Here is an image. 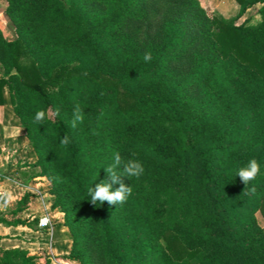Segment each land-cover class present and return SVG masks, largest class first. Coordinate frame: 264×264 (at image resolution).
Instances as JSON below:
<instances>
[{
	"label": "trees",
	"instance_id": "1",
	"mask_svg": "<svg viewBox=\"0 0 264 264\" xmlns=\"http://www.w3.org/2000/svg\"><path fill=\"white\" fill-rule=\"evenodd\" d=\"M5 1L16 36L0 29V105L7 90L36 154L27 173L47 178L70 232L66 258L264 264V0H235L232 18L199 0ZM257 3V24L235 23ZM114 152L144 172L125 178V203L94 206L88 188ZM253 158L245 188L237 170ZM38 260L0 248V264Z\"/></svg>",
	"mask_w": 264,
	"mask_h": 264
},
{
	"label": "crops",
	"instance_id": "2",
	"mask_svg": "<svg viewBox=\"0 0 264 264\" xmlns=\"http://www.w3.org/2000/svg\"><path fill=\"white\" fill-rule=\"evenodd\" d=\"M5 0H0V17L5 18ZM5 15V17H4ZM0 29L4 26L0 23ZM0 105V248L22 249L38 255L40 264H79L66 258L71 235L63 224V214L51 205L49 181L45 176L29 177L28 164L36 160L25 130L9 103ZM28 193L25 204L18 201ZM48 216L49 228H40V217ZM24 221V222H17Z\"/></svg>",
	"mask_w": 264,
	"mask_h": 264
},
{
	"label": "clouds",
	"instance_id": "3",
	"mask_svg": "<svg viewBox=\"0 0 264 264\" xmlns=\"http://www.w3.org/2000/svg\"><path fill=\"white\" fill-rule=\"evenodd\" d=\"M143 58L145 62H150L152 60L151 52H145ZM58 112L59 109H57V114ZM45 118V110H38L35 113L34 122L42 123ZM82 121V110L77 105L73 112V119L70 121L71 127L76 128L77 124ZM69 142L67 136H64L60 141L63 146H66ZM104 170L106 172V178L88 188V194L91 198L90 202L94 206H96L97 202L100 204L107 202L109 206L125 203L132 193V188L129 184L125 183V178H139L144 172L143 165L139 160L129 158L125 161L119 152L112 154V163L105 167ZM259 173L260 164L255 158L250 159L246 166L240 167L237 170V176H239L245 188L248 187L250 182L256 179ZM115 185H118V187H114ZM249 191L254 193L255 187H251Z\"/></svg>",
	"mask_w": 264,
	"mask_h": 264
},
{
	"label": "rangeland",
	"instance_id": "4",
	"mask_svg": "<svg viewBox=\"0 0 264 264\" xmlns=\"http://www.w3.org/2000/svg\"><path fill=\"white\" fill-rule=\"evenodd\" d=\"M202 6L205 8L207 13L210 16H224L225 18H232L238 12V4L235 0H199ZM260 3H257L251 7H249L245 13L236 19L235 23L240 24L242 22H246L247 24H257L261 17L258 12ZM5 17V15H4ZM0 23L4 26L3 33L8 39H13L16 36V33L13 29V25L9 18L6 16L5 18L0 17ZM0 70V74H1ZM7 93V90H5ZM256 217L259 224L264 228V218L261 216L259 212H256Z\"/></svg>",
	"mask_w": 264,
	"mask_h": 264
},
{
	"label": "built area",
	"instance_id": "5",
	"mask_svg": "<svg viewBox=\"0 0 264 264\" xmlns=\"http://www.w3.org/2000/svg\"><path fill=\"white\" fill-rule=\"evenodd\" d=\"M40 228H49L51 226V222L48 216L40 217L37 223Z\"/></svg>",
	"mask_w": 264,
	"mask_h": 264
}]
</instances>
